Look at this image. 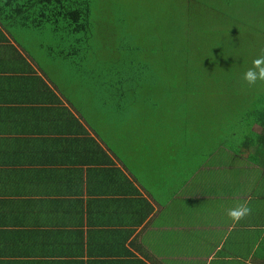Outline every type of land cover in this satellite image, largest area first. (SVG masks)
<instances>
[{"label": "trees", "instance_id": "obj_1", "mask_svg": "<svg viewBox=\"0 0 264 264\" xmlns=\"http://www.w3.org/2000/svg\"><path fill=\"white\" fill-rule=\"evenodd\" d=\"M193 1L201 12L186 21L183 13L168 11L161 17L145 12L134 21L120 13L117 0H0V41L8 35L18 47L0 45V65L15 56L11 69L25 75L23 97L35 98L57 116L39 131L43 147L30 156L39 166L41 195L51 200L78 188L73 182L64 188L75 157L59 143L73 126L79 136L89 131L102 136L82 116L84 109L76 105L80 98L99 105L103 115L109 108L114 116L121 114L123 123L127 113L143 119L155 151L180 152L188 162L208 157L209 149L246 147V161L261 165L264 80L249 85L243 73L264 56V48H254V40L264 46V0ZM60 81L68 90L58 87ZM62 99L80 112L86 128ZM139 102L149 113L136 115L128 108ZM105 116L109 122L114 118ZM48 137L55 138L51 148L44 145Z\"/></svg>", "mask_w": 264, "mask_h": 264}, {"label": "crops", "instance_id": "obj_2", "mask_svg": "<svg viewBox=\"0 0 264 264\" xmlns=\"http://www.w3.org/2000/svg\"><path fill=\"white\" fill-rule=\"evenodd\" d=\"M0 43L17 47L8 35ZM14 59L0 65V264H264V158L246 161V147L209 149L188 162L165 149L133 164L136 147L90 131L87 139L75 125L59 143L75 157L64 188H78L41 195L30 156L57 116L23 97L26 79L11 69ZM47 140L51 148L55 138ZM163 174L173 179L168 188ZM241 204L249 212L234 221L228 212Z\"/></svg>", "mask_w": 264, "mask_h": 264}, {"label": "rangeland", "instance_id": "obj_3", "mask_svg": "<svg viewBox=\"0 0 264 264\" xmlns=\"http://www.w3.org/2000/svg\"><path fill=\"white\" fill-rule=\"evenodd\" d=\"M117 1L119 4L118 6L123 8L121 9L119 7L121 9L120 13L126 14L124 15V17H127L128 19L134 21H138L141 17L145 16L146 15L145 12H148L149 14H154L157 17H161L167 11L172 15H177V12L183 13V20L186 21V18L192 17L193 14H196L198 16V14L201 12L200 9H202L201 6L197 7L196 4L193 5L194 4L193 0H117ZM253 19L256 21V16H254ZM255 21L251 23L252 26H255L256 24ZM145 27L148 28V24H146ZM160 42H161V47H166L165 40H160ZM254 48L259 50L260 48H264V46L259 43V40L258 41L254 40ZM171 62L172 61H169L168 63ZM67 86L68 84L63 82L61 83V81L60 83H58V87L64 91L68 90V88H65ZM102 89H101V97L104 98V94H102ZM78 100L79 101L76 102V105L84 109V111L82 112V116L85 119L87 118L91 124H94L96 128L100 130L101 135L110 140L109 143L112 142L113 139L115 140L116 135H119L124 138L123 139L119 137V140H123L124 142L123 145L119 144L118 146L119 148H124L126 145H129L130 147L134 146L137 148L135 149V151H133L132 154L133 164H138V161L135 160L140 157L147 158V160H149L156 154L160 155L159 152L154 150V145L152 144L153 138H151V133L149 131V128L145 125V123H143L144 121L143 119L138 118L136 116H131L130 113H127L129 114L128 122L123 123L119 121L122 118L121 114H118L116 112L114 116V113L109 108L106 109L105 115L107 114L114 117L113 119H111V122H109L106 116L101 113V107L99 105H96L93 102L86 101L85 99L82 100L81 98ZM137 101H138V97H137ZM64 104L66 105L65 102ZM128 108L131 111H133V113H135L136 115L149 113V110L146 109L145 105L142 104L141 102H139L137 105L136 103H134ZM215 141L217 142V139L213 140V142ZM161 149L162 147L158 151H160ZM233 149L237 150V147H233ZM170 153L172 152L171 151L167 152V154ZM129 162L131 164V161ZM153 165L154 164H152V166ZM138 172L139 174H142L143 170L142 169L138 170ZM161 180L163 182V186L166 188H168L169 185L173 183V179L169 177L167 174L166 175L163 174V178H161Z\"/></svg>", "mask_w": 264, "mask_h": 264}, {"label": "clouds", "instance_id": "obj_4", "mask_svg": "<svg viewBox=\"0 0 264 264\" xmlns=\"http://www.w3.org/2000/svg\"><path fill=\"white\" fill-rule=\"evenodd\" d=\"M253 68H249L243 73V79L249 84L253 85L258 80H264V56H260L252 61ZM255 69V70H253ZM249 212V208L246 204H241L234 209H230L228 215L232 217L234 221L239 220Z\"/></svg>", "mask_w": 264, "mask_h": 264}]
</instances>
